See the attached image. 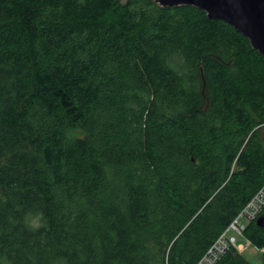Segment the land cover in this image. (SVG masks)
Returning <instances> with one entry per match:
<instances>
[{
	"label": "trees",
	"instance_id": "16d2710c",
	"mask_svg": "<svg viewBox=\"0 0 264 264\" xmlns=\"http://www.w3.org/2000/svg\"><path fill=\"white\" fill-rule=\"evenodd\" d=\"M263 184L264 56L231 25L0 0V264H196Z\"/></svg>",
	"mask_w": 264,
	"mask_h": 264
},
{
	"label": "water",
	"instance_id": "95a60500",
	"mask_svg": "<svg viewBox=\"0 0 264 264\" xmlns=\"http://www.w3.org/2000/svg\"><path fill=\"white\" fill-rule=\"evenodd\" d=\"M127 3L129 0H119ZM162 8L191 6L204 11L209 19L220 20L235 28L264 56V0H155ZM208 107V103L206 105ZM257 225L264 227V214Z\"/></svg>",
	"mask_w": 264,
	"mask_h": 264
},
{
	"label": "built area",
	"instance_id": "2783aa9c",
	"mask_svg": "<svg viewBox=\"0 0 264 264\" xmlns=\"http://www.w3.org/2000/svg\"><path fill=\"white\" fill-rule=\"evenodd\" d=\"M263 212L264 184L246 203L237 216L232 220L227 229L215 240V242L196 264H218L219 261L233 248H236L239 253L244 251L246 247L242 244L238 246L237 237L234 234H239L244 237V232L248 226L257 222L258 218L263 215Z\"/></svg>",
	"mask_w": 264,
	"mask_h": 264
},
{
	"label": "rangeland",
	"instance_id": "374dc122",
	"mask_svg": "<svg viewBox=\"0 0 264 264\" xmlns=\"http://www.w3.org/2000/svg\"><path fill=\"white\" fill-rule=\"evenodd\" d=\"M177 62H180L177 58ZM237 237L238 246L241 244L246 247L244 251L241 252L242 256L250 262V264H264V253L263 251L256 248L254 245L250 244L246 238L239 234H234Z\"/></svg>",
	"mask_w": 264,
	"mask_h": 264
}]
</instances>
